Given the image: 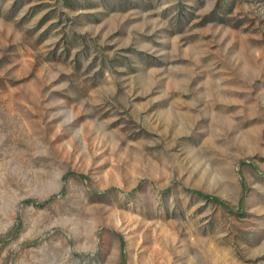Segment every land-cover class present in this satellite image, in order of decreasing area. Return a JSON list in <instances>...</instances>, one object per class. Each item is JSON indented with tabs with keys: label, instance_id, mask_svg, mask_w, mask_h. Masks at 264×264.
Instances as JSON below:
<instances>
[{
	"label": "rangeland",
	"instance_id": "1",
	"mask_svg": "<svg viewBox=\"0 0 264 264\" xmlns=\"http://www.w3.org/2000/svg\"><path fill=\"white\" fill-rule=\"evenodd\" d=\"M0 264H264V0H0Z\"/></svg>",
	"mask_w": 264,
	"mask_h": 264
}]
</instances>
